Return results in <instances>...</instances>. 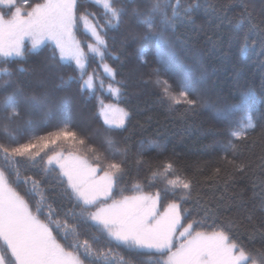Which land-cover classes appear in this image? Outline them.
Listing matches in <instances>:
<instances>
[{
    "label": "trees",
    "instance_id": "obj_1",
    "mask_svg": "<svg viewBox=\"0 0 264 264\" xmlns=\"http://www.w3.org/2000/svg\"><path fill=\"white\" fill-rule=\"evenodd\" d=\"M41 1L27 0L29 5ZM16 3L22 5L24 0ZM186 4L199 6L187 15L181 12L174 24L164 30L168 46L162 48L139 22L144 17L132 14L137 7L146 13L149 0H116L115 6L125 7L127 14L111 26L106 24L109 17L102 6L94 0H77L78 14L94 13L95 17L90 16L89 21L102 26L99 32L105 41L100 45L84 23L78 22L74 33L84 51L85 71L74 61L60 60L58 49L51 43L38 49L26 45L23 56L0 59V69L12 72L11 76L0 75V102L18 89H22L23 97L48 93L58 102H68L70 118L65 119L59 103L51 115L45 114L47 109L38 115L37 109L21 103V117L14 121L3 119L0 112V144L15 146L35 142L37 137L51 131H74L77 139H85L96 151L76 152L65 145L63 152L81 155L93 165L97 155L105 161L119 162L121 155L112 153L115 150L123 153L127 147L130 174L119 186L124 189L123 195L138 193L136 184L140 185L139 192H156L164 187L163 178L150 180L148 165L137 167V160H147L153 168L170 161L174 168L168 179L180 176L192 181L190 195L183 204L188 212L182 214V223L199 221L194 231L223 228L230 241L252 253L260 264L264 259L257 252H264V196L260 195L264 192V0H181L182 8ZM0 8L9 15L7 7ZM132 25L137 33L134 41L128 39L127 28ZM155 31H161L158 21ZM93 44L100 53L91 51L89 45ZM135 65L141 68L138 77L147 81L137 92L132 91L129 81ZM105 67L112 72H106ZM86 75L92 76L91 88H81ZM36 78L43 83H37ZM158 80H166L173 94L190 86L193 91L189 98L197 101L196 107L172 104L164 97ZM5 81L9 82L7 87ZM109 85L118 88L119 93L110 90ZM107 102L119 104L128 113L123 126L105 124L101 108ZM250 107L255 129L248 132L247 139L236 140L230 132L244 122ZM78 111L90 118L89 123L80 119ZM241 162L249 165L244 171L235 167ZM0 170L5 171L9 184L39 219L48 223L51 209L60 214L53 215L52 220L68 219L72 223L65 216L72 204L58 168L46 171L38 158L35 163L22 160L12 169L0 154ZM25 177L41 181L37 194H32L30 183L23 182ZM114 195L119 198V190ZM173 198L169 195L162 199L161 210ZM37 204H42L41 212H37ZM50 226L67 251H77L69 247L71 235L65 239L62 228ZM86 229L87 225L80 226L81 241L89 238ZM93 247L102 250L111 247L126 259L131 258L134 264L146 260L117 248L115 243L102 241ZM79 253L84 264H104L102 259L94 262L85 259L82 249Z\"/></svg>",
    "mask_w": 264,
    "mask_h": 264
},
{
    "label": "snow or ice",
    "instance_id": "obj_2",
    "mask_svg": "<svg viewBox=\"0 0 264 264\" xmlns=\"http://www.w3.org/2000/svg\"><path fill=\"white\" fill-rule=\"evenodd\" d=\"M94 2L103 7L109 17L106 22L109 26L113 21L119 23L127 14L125 7L115 6L116 0ZM0 4H4L9 13L6 18L5 12L0 11V54L5 57L23 56L26 37L32 40L33 48L38 47L45 39H51L59 49L60 60L72 58L78 68L84 69L83 50L72 36L74 28L81 21L100 45L105 44L99 32L102 26L89 21V17H95V14H78L77 0H45L44 3L34 5H29L27 0H24L22 5H18L16 0H0ZM149 5L146 13L137 7L132 9V14L138 18L144 17L139 22L155 36L162 48L168 46L164 30L174 24L181 12L187 15L199 6L186 4L182 8L181 0H176L174 4L171 0H149ZM157 21L161 25L159 32L155 31ZM89 47L93 52L98 51L91 45ZM0 75L11 76L12 72L7 68L0 69ZM157 83L161 86L164 97L172 104L183 103L190 108L196 107L197 101L189 98V93L193 91L190 86L178 94H173L171 85L166 80H158ZM8 84L9 82L5 81L6 87ZM91 87V77L81 85V88ZM109 88L119 93L118 88L113 89L111 85ZM247 95L250 96L251 93ZM21 103L37 110L47 109L46 115H51L53 108L59 103V109L65 114V119L70 118L67 101L58 102L48 93L23 97L22 89H18L0 102L3 119L14 121L20 118ZM109 112L110 110L103 111L105 124L124 125L127 112L122 111L118 121L110 119ZM254 129L250 107L244 122L238 123L230 135L236 140H245L248 132ZM65 145L76 152L96 151L85 139H77L74 131L63 129L39 136L35 142L16 143L15 146H12V143L0 144V154L9 168L15 169L22 160L35 163L38 158L45 164L46 171L58 168L66 183V196L72 204L65 213L72 223H69L68 219L52 220L53 215L60 214L51 209L48 213L49 222L45 223L31 211L24 197L9 186L5 171L0 170V241L3 242L0 246V264H84V259H81L79 253L81 249L84 258L93 262L102 259L104 264H134L131 258L126 259L125 255L111 247L107 250L93 247L94 243L99 244L102 241L109 245L115 243L117 248H123L127 253L146 258L141 259L139 264H246L249 259L251 264H257V259L252 253L246 252L237 243L230 242V236L223 228L211 232L194 231L199 221L189 222L187 225L182 223V214L188 212L183 204L190 195L192 181L181 179L180 176L168 179V176L173 174L172 162H160L153 168L149 161L137 160V167L148 165L150 180L161 177L165 184L163 189H157L154 194L139 193L126 196L123 195L124 189L119 186L130 174L127 147L123 153L120 150L112 153L113 156L121 155L119 162L105 161L97 155L95 166H92L87 160L73 156L71 152L65 157ZM57 148L61 151H56ZM49 151L53 154L49 155ZM248 166L243 162L235 165L238 171H244ZM16 178L19 179V171H16ZM23 182L30 183L32 194H37L41 181L25 177ZM134 187L139 192L140 185L136 184ZM255 187L253 185L254 189ZM116 190H119V198L114 195ZM181 191L184 194L178 196L177 193ZM169 195L174 198L163 205L164 210L161 212V201ZM260 195L264 196V192ZM41 211L42 204H37V212ZM82 224L87 225L89 238L81 241L79 237L82 234ZM50 225L57 229L62 228L65 239L71 235L73 240L69 247L77 251H67L53 235ZM177 233L181 241L179 246L176 244ZM257 252L264 257V252ZM260 264H264V259L260 260Z\"/></svg>",
    "mask_w": 264,
    "mask_h": 264
},
{
    "label": "rangeland",
    "instance_id": "obj_3",
    "mask_svg": "<svg viewBox=\"0 0 264 264\" xmlns=\"http://www.w3.org/2000/svg\"><path fill=\"white\" fill-rule=\"evenodd\" d=\"M45 2V0H43V1H41L40 3H44ZM0 7H6L4 4H0ZM0 11H3L1 8H0ZM4 12V11H3ZM7 16L8 15H5V17L7 18ZM127 30L130 32L129 33V36H128V39L131 41V40H135L136 39V36H137V33H136V28L134 27V25H132V27H128L127 28ZM72 36H73V39L80 45V43H79V41H78V39H77V37H76V35H75V33H74V30H73V33H72ZM28 43V44H27ZM45 43H51V44H53L54 46H56L55 45V42L53 41V40H51V39H45L44 40V42L43 43H41L38 47H36V48H33L32 47V40L31 39H29V38H25V40H24V49H25V47H26V45H28V47H30L31 49H38L39 47H41L43 44H45ZM92 47H95V48H97L98 49V47H97V45L96 44H93V45H91ZM80 47H81V45H80ZM57 48V47H56ZM58 49V48H57ZM81 49H82V47H81ZM91 49V48H90ZM83 50V49H82ZM58 52H59V49H58ZM97 53H100V50L98 49V51H96ZM83 53H84V51H83ZM59 55H60V53H59ZM2 57H5V56H3L2 54H0V59L2 58ZM8 57H12V56H8ZM65 60H71V61H74L75 62V60L74 59H72V58H68V59H65ZM76 63V62H75ZM84 64H85V68H86V59H85V56H84ZM85 68L84 69H81L82 71H85ZM106 69H109L108 67H105V70ZM112 70V69H111ZM106 72H108V73H111L112 71H108V70H106ZM131 75H130V78H129V81H130V85H131V88H132V91L133 92H137V90L140 88V87H142L141 86V84L142 83H146L147 81L146 80H142V79H140L139 77H138V74L139 73H141V68L140 67H137L136 65L134 66V67H132V70H131ZM36 74H37V72H36ZM39 76V78H40V75L38 74L37 75V77ZM87 77H86V80H88L90 77H91V79H92V76L91 75H86ZM36 82L37 83H43L42 81H41V79H37L36 78ZM154 82H156L155 81V79H154ZM92 83H93V79H92ZM104 110H110V112H109V118L110 119H113V120H119V118H120V115H121V112L123 111V112H126L125 111V109L123 108V107H121L119 104H117V103H113V102H107V103H105L103 106H102V108H101V114H102V117H103V119H104V121H105V117H104V115H103V111ZM44 112V109H39V110H37V113L36 114H42ZM79 112V115H80V119H82V120H84V122H88L89 123V121H90V118H86V117H83V115L81 114V112L80 111H78ZM111 125H116V124H111ZM102 137V136H101ZM63 154L65 155V157H68L69 156V153H64L63 152ZM72 155L73 156H77V157H79V158H81V159H85V158H83L81 155H78V154H75V153H72ZM86 160V159H85ZM88 162V161H87ZM89 163V162H88ZM89 164H91V163H89ZM92 166H95V165H93V164H91ZM9 186L11 187V188H13L10 184H9ZM14 189V188H13ZM15 190V189H14ZM16 191V190H15ZM17 192V191H16ZM18 193V192H17ZM139 193H144V194H154L155 192H138V193H134V194H131V195H135V194H139ZM19 194V193H18ZM20 195V194H19ZM131 195H126V196H131ZM21 196V195H20ZM30 208V207H29ZM163 210L164 209H162L161 210V207H160V211L161 212H163ZM54 235V234H53ZM181 241H180V238H179V233H177V240H176V244H177V246H179V243H180ZM230 242H232V241H230ZM173 250H175V249H173ZM246 264H251V261H247L246 262Z\"/></svg>",
    "mask_w": 264,
    "mask_h": 264
}]
</instances>
